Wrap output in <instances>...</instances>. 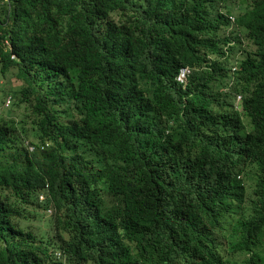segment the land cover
<instances>
[{
	"label": "trees",
	"instance_id": "trees-1",
	"mask_svg": "<svg viewBox=\"0 0 264 264\" xmlns=\"http://www.w3.org/2000/svg\"><path fill=\"white\" fill-rule=\"evenodd\" d=\"M221 3L0 0V76L33 98L37 147L0 119V264H263L264 0ZM23 205L52 209L48 239Z\"/></svg>",
	"mask_w": 264,
	"mask_h": 264
},
{
	"label": "rangeland",
	"instance_id": "rangeland-1",
	"mask_svg": "<svg viewBox=\"0 0 264 264\" xmlns=\"http://www.w3.org/2000/svg\"><path fill=\"white\" fill-rule=\"evenodd\" d=\"M248 3V0H222L220 7L229 10L233 5L237 7L244 6ZM238 8L234 11V15H237ZM229 19L233 21V16L228 15ZM224 32L227 34L229 29L224 28ZM241 42L236 46L235 49L231 50L230 61L234 58V55L237 53L238 59L245 57L248 54H252L255 51V46L243 32L241 33ZM233 47V46H231ZM15 68H11L7 71L5 75H1L3 79V84L0 87V99L3 98L6 92H10L13 94V102L9 108L2 107V101L0 100V119H8L11 118L16 121L17 127L20 128L24 126L27 129V134L23 137L25 139H31L34 128L32 127V121L35 118V112L33 110V98H30L29 101L21 102L19 98L21 97L20 89L24 86V83L15 77ZM243 121L245 123V128L249 129V121L248 118L243 115ZM258 171L256 166L248 167L244 173L240 175L241 180L243 181L246 190H247V198L246 205L251 203V199L253 198V191L255 188V182L258 178ZM25 217H21L17 220V223L24 231H32L37 237H42L43 239H48L50 237L49 233V223H50V215L40 207L36 205H23ZM49 213V212H48ZM66 236V235H64ZM258 253L262 258L264 264V245L258 249ZM57 257V255H56ZM63 262L65 263L64 256L61 257Z\"/></svg>",
	"mask_w": 264,
	"mask_h": 264
},
{
	"label": "clouds",
	"instance_id": "clouds-1",
	"mask_svg": "<svg viewBox=\"0 0 264 264\" xmlns=\"http://www.w3.org/2000/svg\"><path fill=\"white\" fill-rule=\"evenodd\" d=\"M237 56H238V54H237ZM232 62H234L232 65H231V67H230V74H231V77L228 79L229 80V84H234V82H235V76H234V74L236 73V71H238L239 69H240V59H238L237 57H236V59L235 60H233ZM185 66H187V65H185ZM181 67H184V66H181ZM180 67V68H181ZM189 67V66H188ZM180 68H179V70H180ZM190 69H191V67H189ZM179 70H178V72H177V74H176V76H175V80L179 83V84H181L183 87H185L186 85H187V83L189 82V77H190V75L192 74V69H191V73L189 74V76L186 78V82H180V81H178L177 80V76H178V73H179ZM1 77V76H0ZM2 78V77H1ZM3 80V79H2ZM12 96H13V94H12ZM240 100H241V95L240 94H237L236 95V99H235V102H234V104H233V108H234V110H236V111H239V110H241V105H240V107L238 108V104H239V102H240ZM13 102V101H12ZM10 107V106H9ZM8 107V108H9ZM4 108V107H3ZM5 109V108H4ZM26 141H28L30 144H33L34 146H35V149L33 150V151H29V149H28V147H27V145H26ZM25 146H26V148H27V150H28V152H34L36 149H37V147H36V145L34 144V143H32V141H31V139H25ZM42 146V147H41ZM44 146L43 145H40L39 146V148L40 149H42ZM247 169V168H246ZM245 169V170H246ZM244 170V171H245ZM244 171L242 172V173H244ZM241 173V174H242ZM240 174V175H241ZM240 175H238L237 176V178L241 181V183L244 185V183H243V181L241 180V178H240ZM259 177V176H258ZM258 179V178H257ZM257 181V180H256ZM244 187H245V185H244ZM246 195H247V193H246ZM246 198H247V196H246ZM252 199H257V196L255 197L254 195H253V198ZM245 202H246V199H245ZM48 210H50V211H46L47 212V214H50L51 213V211H52V209H48ZM49 212V213H48ZM259 254V253H258ZM56 255H57V257H59V253H56ZM260 256V255H259ZM261 257V256H260Z\"/></svg>",
	"mask_w": 264,
	"mask_h": 264
},
{
	"label": "built area",
	"instance_id": "built-area-1",
	"mask_svg": "<svg viewBox=\"0 0 264 264\" xmlns=\"http://www.w3.org/2000/svg\"><path fill=\"white\" fill-rule=\"evenodd\" d=\"M5 42L7 43V41ZM190 73H191V69L188 66L181 67L177 76V80L180 82H186V78L189 76ZM2 84H3V80L0 77V87L2 86ZM12 101H13L12 93L10 92L6 93L2 100V107L8 108L11 105ZM26 145L29 151H33L35 149V146L33 144H30L28 141H26ZM40 198H43V195H40Z\"/></svg>",
	"mask_w": 264,
	"mask_h": 264
}]
</instances>
